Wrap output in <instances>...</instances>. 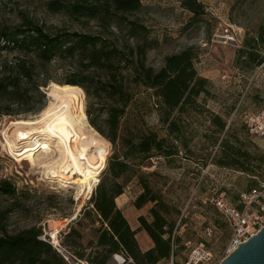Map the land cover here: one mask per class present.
Wrapping results in <instances>:
<instances>
[{
  "label": "trees",
  "instance_id": "16d2710c",
  "mask_svg": "<svg viewBox=\"0 0 264 264\" xmlns=\"http://www.w3.org/2000/svg\"><path fill=\"white\" fill-rule=\"evenodd\" d=\"M259 1L264 0H236L233 8ZM178 3L191 14L184 30L208 16L199 0ZM45 7L75 23H94L96 31H48L28 18L16 26L0 25V119L40 113L46 104L42 88L51 81L77 86L88 99L85 116L90 128L112 147L105 172L88 202L66 231L59 233L60 249L87 264H107L113 254H123L134 264H159L171 257L177 264L175 258L184 250L173 218L179 211L153 186L150 179L156 174L144 172L146 164L161 157L170 165L180 145L191 153L184 118L190 111L208 114L212 145L219 141L217 136H224L213 164L264 178V154L254 157L225 138L230 129L226 118L205 110L211 84L196 70L194 48L165 56L159 69L147 63V54L157 41L136 17L142 9L140 0H47ZM260 47H264V23L247 32L241 54L253 65H262L264 56L257 52ZM13 55L16 58H7ZM56 62L69 68L62 80L48 74V66ZM141 89L158 101L165 136L141 126L138 119L130 120L129 111ZM133 181L140 187L134 208L150 205L149 219L137 218L139 230L153 243L144 252L136 240L137 231L116 205ZM25 191H17L10 179L0 180V196L14 197ZM87 228L91 236L85 240ZM42 237V229L36 226L14 233L0 228V264H67L48 238Z\"/></svg>",
  "mask_w": 264,
  "mask_h": 264
},
{
  "label": "rangeland",
  "instance_id": "374dc122",
  "mask_svg": "<svg viewBox=\"0 0 264 264\" xmlns=\"http://www.w3.org/2000/svg\"><path fill=\"white\" fill-rule=\"evenodd\" d=\"M46 1L0 0V25L16 26L23 18H28L48 31L57 28L80 32L96 31L94 23L89 25L75 23L67 16L49 12L45 7ZM140 1L142 9L136 17L149 29V37L157 41V46L147 54V63L159 69L165 56L178 53L188 47L194 48L197 54L196 70L211 84L212 95L206 101L205 110L226 118L230 129L229 135L225 138L228 137L242 149L249 150L254 157L262 154V143L247 134L242 114L243 112L255 113L264 107V66H255L247 61L244 54H241V49H243L247 32L254 29L256 25L264 23V1L246 3L233 8L236 0H199L208 16L204 21L187 30L183 28L191 14L178 7V0ZM224 23L234 25L241 30L239 34L241 49L231 50L210 45L211 36ZM263 48L260 47L257 50L261 57L264 56ZM7 58H16V55ZM65 67L57 62L52 63L48 66V74L51 78L62 80L69 71V68ZM52 86L65 87L66 85L51 81L42 88L46 96L45 107L49 104L46 91ZM82 94L80 108L85 116L88 99L84 92ZM238 104H240L239 112L232 116ZM158 106V101L151 97L150 92L141 89L129 111L130 120L138 119L141 126L156 131L159 136H165V127L159 120ZM40 113L16 117L3 116L0 119V180L10 179L17 191L26 190L24 195L17 193L14 197L0 196V228L14 233L31 226L40 227L45 239L47 237L55 246L50 233H55L57 244H59L57 239L59 233L66 231L67 226L88 202L87 198L91 196L90 194L102 178L107 159L112 154V147L108 141L109 144L105 141L107 143V152L104 155L105 169L103 168L90 183L89 189L83 187L80 192L78 186L70 182L71 180L63 182L64 185H60L56 179L49 181L43 175V170L37 169L29 160L18 158L19 161H17L14 156L16 154L11 148V143L15 142L14 137L10 138L11 123L33 122ZM184 118L187 120L185 135L191 153H186L180 145L179 154L172 159L170 165L163 158L157 157L150 160L143 168L144 172H155L156 176L150 179L153 186L161 191L171 206L179 211L173 218L178 227L176 235L181 238L184 250L175 258L177 264H184L195 248L211 252L213 258L221 257L228 245L232 230L212 201L223 196L227 202L240 208V194L253 189L259 181L264 180L260 176L251 177L240 171L213 164L211 160L217 156L220 140L224 136H217L219 141L211 144L207 113L190 111ZM85 120L87 122L86 116ZM88 127L91 129L89 124ZM91 131L99 139H104L93 129ZM89 133L76 132L79 136L77 135L74 140V149L81 152V146L78 144H82L84 139V144L87 143L86 149L89 150L88 155L94 158L97 151L90 147ZM205 135L208 138H205ZM7 137L10 139L7 140ZM25 141L21 140L19 147L26 150V155L39 154L43 149L42 140H36L35 144L30 145ZM49 147L51 154L54 149L52 144ZM87 160V157L83 156L84 165L88 163ZM139 192L140 187L136 181H133L118 201V206L130 227L137 231V242H141V238L146 235L139 230L137 218L143 216L149 219L150 208V205L140 210L134 208L133 202ZM90 236L91 232L87 228L84 231L85 240ZM159 264L172 263L161 261Z\"/></svg>",
  "mask_w": 264,
  "mask_h": 264
},
{
  "label": "bare ground",
  "instance_id": "6f19581e",
  "mask_svg": "<svg viewBox=\"0 0 264 264\" xmlns=\"http://www.w3.org/2000/svg\"><path fill=\"white\" fill-rule=\"evenodd\" d=\"M46 92L49 104L41 111L35 121L11 123L10 138H15V142L11 143L13 153L16 154L14 156L17 161H19L18 158L29 160L37 169L43 170V175L49 181L56 179L60 185H64L63 182L66 183L71 180L70 182L77 185L80 192L83 187L89 189L90 183L105 166L104 155L107 152V143L99 139L89 129L80 108L83 94L78 87L52 86ZM77 131L80 134L90 132V137L87 136L90 147L97 151L94 158L88 155L89 150L86 149L85 145L87 143L84 144V139L82 144H78L81 146V152L74 149V140L78 135L76 134ZM8 137L7 140L10 139ZM21 140H26V144L29 145L35 144L36 140H42L43 149H41V152L39 151V154L26 155V150L19 147ZM51 144L54 149V153H52L55 157L52 153L50 154L49 145ZM83 156L88 159L86 165L82 162ZM50 237L52 242L56 244L55 233H50ZM61 253L66 255L63 250H61Z\"/></svg>",
  "mask_w": 264,
  "mask_h": 264
},
{
  "label": "built area",
  "instance_id": "2783aa9c",
  "mask_svg": "<svg viewBox=\"0 0 264 264\" xmlns=\"http://www.w3.org/2000/svg\"><path fill=\"white\" fill-rule=\"evenodd\" d=\"M179 4V3H178ZM241 30L231 24H222L210 38V45L231 50H239L242 47L239 38ZM262 67L264 64L261 65ZM240 104L235 108L234 114L239 112ZM243 123L249 136L257 138L262 143V153L264 154V107L255 113L243 112ZM91 195V194H90ZM90 196L87 198L89 200ZM213 202L216 210L222 215L230 226L232 233L226 249L221 257L213 258L209 251L195 248L186 258L184 264H219L224 258L229 256L238 246L246 242L264 227V181H259L256 187L239 196L241 207L238 208L223 198H216ZM42 239H45L44 236ZM57 245V246H56ZM52 245L65 259L67 264H87L84 261L73 260L68 254L61 253L59 244ZM107 264H134L123 254H113Z\"/></svg>",
  "mask_w": 264,
  "mask_h": 264
},
{
  "label": "water",
  "instance_id": "95a60500",
  "mask_svg": "<svg viewBox=\"0 0 264 264\" xmlns=\"http://www.w3.org/2000/svg\"><path fill=\"white\" fill-rule=\"evenodd\" d=\"M219 264H264V227Z\"/></svg>",
  "mask_w": 264,
  "mask_h": 264
},
{
  "label": "crops",
  "instance_id": "0c3cea01",
  "mask_svg": "<svg viewBox=\"0 0 264 264\" xmlns=\"http://www.w3.org/2000/svg\"><path fill=\"white\" fill-rule=\"evenodd\" d=\"M124 195L122 194L121 196H119L117 199H116V205H117V207L121 210V208H120V206H118V201H119V199L120 198H122ZM122 203H123V201H122ZM121 205H123V204H121ZM132 230H135V229H133V228H131ZM139 244V247H140V249H141V251H147V250H149L150 248H152L153 247V243H152V241L149 239V237H147V235H144L142 238H141V242H138ZM168 261H170L172 264H173V258L171 257L170 258V260H168Z\"/></svg>",
  "mask_w": 264,
  "mask_h": 264
}]
</instances>
